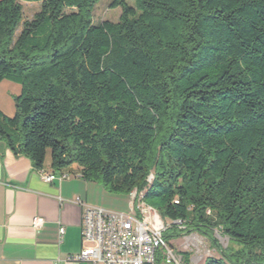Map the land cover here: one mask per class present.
<instances>
[{
	"label": "trees",
	"instance_id": "obj_1",
	"mask_svg": "<svg viewBox=\"0 0 264 264\" xmlns=\"http://www.w3.org/2000/svg\"><path fill=\"white\" fill-rule=\"evenodd\" d=\"M98 2L0 0V83L21 88L0 138L36 170L49 151L54 172L142 194L165 242H210L205 264H264V0H112L118 22L94 24Z\"/></svg>",
	"mask_w": 264,
	"mask_h": 264
},
{
	"label": "crops",
	"instance_id": "obj_2",
	"mask_svg": "<svg viewBox=\"0 0 264 264\" xmlns=\"http://www.w3.org/2000/svg\"><path fill=\"white\" fill-rule=\"evenodd\" d=\"M20 91L17 83H0V111L5 116L13 115V100ZM70 168L79 172L76 165ZM41 172H53L51 159L46 156L42 170H36L28 157L15 155L0 138V264H92L70 260L82 249L84 206L76 200L86 206L129 213L130 209L123 211L131 203L130 197L111 194L75 175L69 180L45 182ZM36 217L44 223L34 228ZM60 228L64 229L62 235Z\"/></svg>",
	"mask_w": 264,
	"mask_h": 264
},
{
	"label": "built area",
	"instance_id": "obj_3",
	"mask_svg": "<svg viewBox=\"0 0 264 264\" xmlns=\"http://www.w3.org/2000/svg\"><path fill=\"white\" fill-rule=\"evenodd\" d=\"M73 175L82 178L79 172L67 170L41 172L45 182L69 180ZM152 177L147 181L150 183ZM130 212H113L99 207L86 206L80 199L76 204L84 206L81 219L80 253L70 258L92 264H184L182 257L163 239L168 225L155 209L145 204L136 191L129 195ZM44 219L36 217L34 228L42 226ZM183 227L180 221L173 222ZM63 228L59 229L62 235Z\"/></svg>",
	"mask_w": 264,
	"mask_h": 264
},
{
	"label": "rangeland",
	"instance_id": "obj_4",
	"mask_svg": "<svg viewBox=\"0 0 264 264\" xmlns=\"http://www.w3.org/2000/svg\"><path fill=\"white\" fill-rule=\"evenodd\" d=\"M111 2L112 0H99V2L95 5L92 12V20L94 24H99L104 21H109L112 23L118 22L121 10L120 8H111ZM128 3L132 5L133 0H128ZM20 4L22 6L23 20H31L34 14L37 13L40 9V3L37 2L21 1ZM20 29L21 28L18 29L17 34L19 33ZM12 109L14 115L15 104L13 105ZM47 158L50 159L49 151L47 153ZM67 172L75 173V171L71 168H68ZM129 201L131 202V200ZM129 209L130 203L126 205V209L123 212H128ZM177 228L184 229V227L179 228L178 226ZM214 238L222 248L228 247V239L226 237H223L219 232L215 231ZM168 244L171 245V247L182 257V259L183 254H189V264H205L207 258H219L218 252L211 247L210 242L198 233L182 234L176 238L171 239Z\"/></svg>",
	"mask_w": 264,
	"mask_h": 264
}]
</instances>
